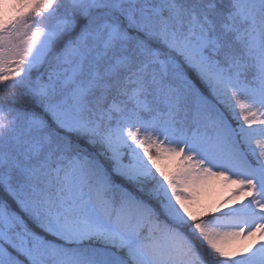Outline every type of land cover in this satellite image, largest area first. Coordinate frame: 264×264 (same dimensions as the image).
Here are the masks:
<instances>
[{"label":"snow or ice","instance_id":"1","mask_svg":"<svg viewBox=\"0 0 264 264\" xmlns=\"http://www.w3.org/2000/svg\"><path fill=\"white\" fill-rule=\"evenodd\" d=\"M0 264H264V0H0Z\"/></svg>","mask_w":264,"mask_h":264}]
</instances>
